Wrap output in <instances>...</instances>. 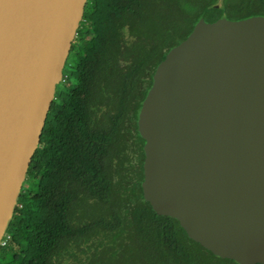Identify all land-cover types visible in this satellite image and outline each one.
I'll use <instances>...</instances> for the list:
<instances>
[{"label":"water","instance_id":"95a60500","mask_svg":"<svg viewBox=\"0 0 264 264\" xmlns=\"http://www.w3.org/2000/svg\"><path fill=\"white\" fill-rule=\"evenodd\" d=\"M88 0H0V246ZM143 199L215 257L264 264V17L215 5L156 67Z\"/></svg>","mask_w":264,"mask_h":264},{"label":"trees","instance_id":"16d2710c","mask_svg":"<svg viewBox=\"0 0 264 264\" xmlns=\"http://www.w3.org/2000/svg\"><path fill=\"white\" fill-rule=\"evenodd\" d=\"M94 4L98 38L88 39L87 4L64 80L3 238L5 245L0 246V264H104L101 254L116 255L115 241L120 237L138 251L136 264H237L215 257L190 240L179 222L159 216L144 201V156L141 173H135L126 192L117 191V148L129 121L135 124L144 155L137 122L151 82L139 97L137 87L146 68L141 61L124 75L109 74L117 38L107 32L101 18L104 0ZM216 4L232 20L264 14V0H184V32L181 14L173 8V39L185 37ZM109 106L114 112L104 118L101 108ZM138 191L139 203L123 211L120 196ZM94 207L102 209L99 217L78 221V214H90ZM106 241L111 242L107 249Z\"/></svg>","mask_w":264,"mask_h":264},{"label":"flooded vegetation","instance_id":"af4514ba","mask_svg":"<svg viewBox=\"0 0 264 264\" xmlns=\"http://www.w3.org/2000/svg\"><path fill=\"white\" fill-rule=\"evenodd\" d=\"M94 3L95 0H88L87 2L88 21L91 27L90 36L88 37L90 41L98 38L94 32L97 29L94 26L96 18ZM216 5L221 6L220 4ZM173 8L182 17L184 15V0H104L101 7V18L106 24L105 29L107 32L113 33L117 38L115 58L111 63L109 74L124 75L130 71L135 63L141 61L146 64L145 72L140 80V83L144 82L143 91L150 82L152 85L156 67L163 57L192 32L202 16L199 17L185 37L180 34L175 41L173 39ZM259 16L264 17V14L253 15L248 18ZM180 24L183 33V17ZM157 50L158 53H156Z\"/></svg>","mask_w":264,"mask_h":264},{"label":"rangeland","instance_id":"374dc122","mask_svg":"<svg viewBox=\"0 0 264 264\" xmlns=\"http://www.w3.org/2000/svg\"><path fill=\"white\" fill-rule=\"evenodd\" d=\"M61 87V84L58 86ZM144 87V82L140 83L137 87L138 96H142V91ZM112 97L114 96V91L111 92ZM103 117L107 118L109 115L113 114L114 107H102ZM117 158L115 162V175H116V189L120 193L126 192V188L131 185L132 179L135 177V173H141V159L143 158V153L141 151V143L137 139L135 124L133 121H129L125 126V133L123 138L117 148ZM143 166V164H142ZM139 191L137 193L131 192L129 196L121 195L120 200L123 202V211L133 208L137 203H139ZM102 213L100 207H94L92 213L86 214L82 212L78 214V221H90L92 218H97ZM126 240L124 237H120L116 243L119 252L116 255H112L110 252L102 253V260L104 264H136L137 259L135 253L137 250L130 249L126 245ZM111 242H105V249L110 247Z\"/></svg>","mask_w":264,"mask_h":264},{"label":"built area","instance_id":"2783aa9c","mask_svg":"<svg viewBox=\"0 0 264 264\" xmlns=\"http://www.w3.org/2000/svg\"><path fill=\"white\" fill-rule=\"evenodd\" d=\"M63 80H64V77H63ZM63 80H62V82H63ZM1 245H5L4 239H3L2 243H1Z\"/></svg>","mask_w":264,"mask_h":264}]
</instances>
